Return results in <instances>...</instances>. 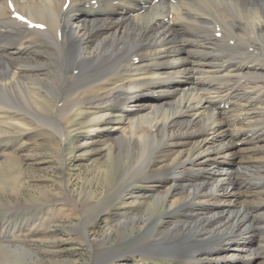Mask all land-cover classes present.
I'll list each match as a JSON object with an SVG mask.
<instances>
[{
    "label": "bare ground",
    "instance_id": "bare-ground-1",
    "mask_svg": "<svg viewBox=\"0 0 264 264\" xmlns=\"http://www.w3.org/2000/svg\"><path fill=\"white\" fill-rule=\"evenodd\" d=\"M67 1L0 0V146L34 123L62 145L77 129L93 135L79 155L133 207L95 263L125 254L123 241L149 264L165 247L171 264L264 262V227L250 223L264 220V145L247 147L236 173L222 154L264 135V0ZM21 161L0 159V194ZM95 196L79 193L85 236ZM13 199L0 204L26 205Z\"/></svg>",
    "mask_w": 264,
    "mask_h": 264
},
{
    "label": "rangeland",
    "instance_id": "rangeland-1",
    "mask_svg": "<svg viewBox=\"0 0 264 264\" xmlns=\"http://www.w3.org/2000/svg\"><path fill=\"white\" fill-rule=\"evenodd\" d=\"M36 47L41 51L44 49L40 45H36ZM48 66L51 67L52 64L49 63ZM46 106L51 108V103L48 101ZM31 125L29 126L31 128L29 133L13 131L11 135L13 140L4 141L0 146V159L4 161L3 165L6 164L7 161L5 162V160L10 156L22 159L21 164L8 163L10 166L4 169V172L7 173L5 176H7L6 188L8 190L2 189L1 199L7 202L6 200L14 198V201L18 200V203L20 202L19 204H26L24 207H20V205L6 207L0 204V246L7 247L4 248V252L9 253L7 256H0V264H98L95 263L99 259L95 256L96 244L102 242L106 248L108 246L115 248L119 235L112 231L110 226L118 220L126 219L127 215L123 216V214L127 210L131 211L133 209L131 205H126V202L130 201L128 200L127 191L122 194L115 193L117 194L115 198L113 197L115 194L109 197L106 194L108 183L105 180H99V182L94 177L99 167L96 168L95 165H91L90 161L79 155L81 153L79 149H82L79 146L90 142L93 135L79 132L78 129L73 131L72 136L66 142L67 145L64 143L66 146L64 150L63 141L52 130L51 126L49 129V125L46 127L41 126L40 123ZM261 127H264V118L260 120L258 126L254 129L256 131ZM262 136L263 138L260 137L257 142L241 143L236 140V151L232 155L228 154L227 151H223L222 154H227L226 159L232 160L229 165H226L230 168L229 173H236L239 170L238 161L242 159L244 154H247V147L255 148L264 145V135ZM205 157L202 156L201 158ZM256 169H264L263 162L262 166ZM120 174L121 172L117 173V175ZM251 178L252 176L247 179ZM159 185L162 187L161 184ZM89 191H93L94 195L96 194V200L101 199L100 201H104V203L90 211L91 216L87 220L88 230L87 236H85L81 231L84 221V206L79 201V193ZM129 191L134 193L136 189ZM53 194L56 197H53ZM110 198L114 199L111 200ZM104 199L107 201L105 202ZM37 204H41V206ZM250 206L253 207L254 205ZM14 208H21V211L20 209L15 211ZM136 208L138 209V206ZM104 209L106 210L104 211ZM102 210L104 213L101 214ZM98 211L100 216L97 215ZM262 212H264V208H262ZM176 215L177 212L173 214V216ZM250 223L254 224L253 228L261 225L264 227V220ZM14 226L17 228L16 231H13L15 234L10 229ZM166 227L165 224L160 230L164 232ZM135 233H138L137 229ZM261 234L264 236L263 232ZM119 245L118 248L125 254L115 258L111 264H149V261H152L150 258H144L139 256L138 253L132 252L129 241H123ZM149 250L151 252L152 248H149ZM170 251H167V247H165L159 253L164 255L158 259L150 256L156 259L152 264H171L174 258L169 257L172 255ZM20 252L28 254L25 253L23 256ZM10 253L13 255H10ZM184 253L185 249L181 246L175 256L180 257ZM261 262L263 261H258L255 264H264V262Z\"/></svg>",
    "mask_w": 264,
    "mask_h": 264
}]
</instances>
